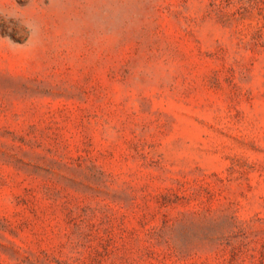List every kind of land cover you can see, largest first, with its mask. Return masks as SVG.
Instances as JSON below:
<instances>
[{"label": "rangeland", "instance_id": "obj_1", "mask_svg": "<svg viewBox=\"0 0 264 264\" xmlns=\"http://www.w3.org/2000/svg\"><path fill=\"white\" fill-rule=\"evenodd\" d=\"M0 264H264V0H0Z\"/></svg>", "mask_w": 264, "mask_h": 264}]
</instances>
